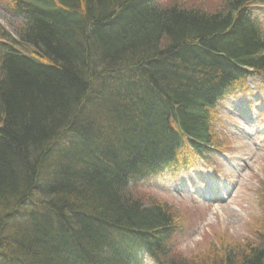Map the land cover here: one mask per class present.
<instances>
[{"label":"trees","instance_id":"trees-1","mask_svg":"<svg viewBox=\"0 0 264 264\" xmlns=\"http://www.w3.org/2000/svg\"><path fill=\"white\" fill-rule=\"evenodd\" d=\"M0 23V264H264L257 244L196 260L142 180L204 157L213 106L264 70L250 7L12 0Z\"/></svg>","mask_w":264,"mask_h":264},{"label":"rangeland","instance_id":"rangeland-1","mask_svg":"<svg viewBox=\"0 0 264 264\" xmlns=\"http://www.w3.org/2000/svg\"><path fill=\"white\" fill-rule=\"evenodd\" d=\"M178 1L207 12L222 6L221 0ZM12 4L0 0V23L8 28L19 18ZM250 12L264 34V2L252 5ZM245 77L213 108L212 142L218 147L208 149L205 160L186 149L187 166L165 170L137 186L140 196L175 210L180 225L169 245L186 258L199 260L220 246L257 244L264 228V70ZM143 263L155 264L149 257Z\"/></svg>","mask_w":264,"mask_h":264}]
</instances>
